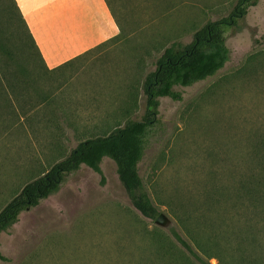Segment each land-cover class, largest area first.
<instances>
[{
	"label": "rangeland",
	"instance_id": "obj_1",
	"mask_svg": "<svg viewBox=\"0 0 264 264\" xmlns=\"http://www.w3.org/2000/svg\"><path fill=\"white\" fill-rule=\"evenodd\" d=\"M131 1L124 16L131 26L122 35L127 38H114L47 74L30 96L12 97V106L1 111L0 212L81 141L110 133L127 118L143 117L145 77L167 46L156 45L150 35L161 34L157 39L162 42H189L204 23L228 15L237 3L172 0L178 12L162 13L140 5L143 0ZM32 44L21 14L10 0H0V61ZM227 44L231 59L217 74L175 86L182 100L161 97L160 122L148 138L140 173L167 215L166 225L134 207L116 162L106 157L104 177L83 165L59 192L23 212L9 232L0 234V251L8 257L0 264H152L158 260L151 257L158 240L180 250L170 227L185 232L182 202L190 203L196 216L214 172L216 185L238 186L230 176L239 178L256 166L258 153L264 155V0L228 32ZM210 261L218 264L216 258Z\"/></svg>",
	"mask_w": 264,
	"mask_h": 264
},
{
	"label": "trees",
	"instance_id": "obj_2",
	"mask_svg": "<svg viewBox=\"0 0 264 264\" xmlns=\"http://www.w3.org/2000/svg\"><path fill=\"white\" fill-rule=\"evenodd\" d=\"M258 2L237 0L228 15L208 20L194 32L191 41L174 40L167 45L157 59L156 68L145 77L143 117L127 118L124 126L81 141L66 158L54 164L44 175L28 182L0 212V234L9 232L23 212L59 192L69 174L80 170L83 165L104 177L102 162L106 157L116 162L119 178L134 207L145 217L156 220L161 212L144 183L140 163L148 138L160 122L161 97L182 100V92L175 86H191L217 74L231 59L228 32L239 27L240 20ZM73 61L50 69L34 39L31 46L1 60L0 115L2 110L12 106V97L30 96L32 90L42 86L47 74ZM260 146L264 149L263 143ZM254 160L256 168L242 172L237 179L230 176L238 186L223 182L216 185L214 178L217 174L214 172L209 188L204 191L203 210L194 213L196 216L190 212V203L182 202V214L186 217L181 224L185 232L177 225L170 227L181 249L170 250L164 240H158L156 256H151L158 260L152 264H193L192 258L200 264H213L211 258L218 259V264H264V155L258 153ZM216 179L220 180V177ZM0 259L8 260V257L0 251Z\"/></svg>",
	"mask_w": 264,
	"mask_h": 264
},
{
	"label": "crops",
	"instance_id": "obj_3",
	"mask_svg": "<svg viewBox=\"0 0 264 264\" xmlns=\"http://www.w3.org/2000/svg\"><path fill=\"white\" fill-rule=\"evenodd\" d=\"M16 12L22 15L24 21L39 46L47 66L56 68L72 59L86 57L96 48L108 41L122 37L129 28L125 15H128L131 0H10ZM131 1V2H130ZM143 0L140 5L157 7L156 12H171L178 4L169 0ZM111 3V5H110ZM138 5L135 4L134 8ZM171 6H175L173 9ZM146 10L147 7H139ZM146 12V11H145ZM146 28V27H144ZM143 29V28H142ZM161 35V34H159ZM157 34L150 35L156 45L166 44L158 41Z\"/></svg>",
	"mask_w": 264,
	"mask_h": 264
},
{
	"label": "water",
	"instance_id": "obj_4",
	"mask_svg": "<svg viewBox=\"0 0 264 264\" xmlns=\"http://www.w3.org/2000/svg\"><path fill=\"white\" fill-rule=\"evenodd\" d=\"M169 219L165 213H160V215L157 217L156 222L161 225H166L168 223Z\"/></svg>",
	"mask_w": 264,
	"mask_h": 264
}]
</instances>
